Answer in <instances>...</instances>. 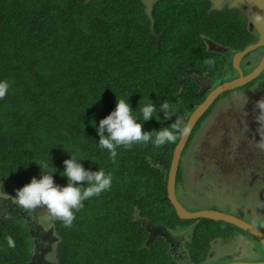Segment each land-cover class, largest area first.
I'll use <instances>...</instances> for the list:
<instances>
[{
	"label": "trees",
	"instance_id": "1",
	"mask_svg": "<svg viewBox=\"0 0 264 264\" xmlns=\"http://www.w3.org/2000/svg\"><path fill=\"white\" fill-rule=\"evenodd\" d=\"M208 4L159 0L153 10L158 39L142 0H0V81L10 84L0 100L1 190L15 196L33 177L40 179V161L48 163L44 171L56 184L66 186L61 173L71 154L86 170L103 168L113 177L110 190L84 201L72 227L53 222L59 264H176L163 237L144 245L148 231L137 217L171 229L194 221L181 219L167 197V172L179 138L162 147H118L113 162L99 147L97 128L118 98L128 100L144 131L175 122L176 116L164 120L159 113L164 101L176 106L186 124L205 97L190 75L208 66L210 75L218 72V53L208 50L206 38L237 47L251 41L237 8L225 35L218 11L208 12ZM148 101L160 121L143 122L139 107ZM198 222L188 244L196 263L213 238L230 233L212 219ZM32 253L25 220L0 221V264H30Z\"/></svg>",
	"mask_w": 264,
	"mask_h": 264
},
{
	"label": "rangeland",
	"instance_id": "2",
	"mask_svg": "<svg viewBox=\"0 0 264 264\" xmlns=\"http://www.w3.org/2000/svg\"><path fill=\"white\" fill-rule=\"evenodd\" d=\"M245 107L244 96L221 100L202 122L182 155L185 187L180 195L188 203V208L215 202L212 208L217 207L247 221L264 219V150L257 147L261 139L256 131L259 125L257 122L240 125L237 120L230 119L231 115L242 116ZM241 145L244 147L240 150ZM229 169L234 171L227 172ZM238 196L244 200L236 202ZM226 198L230 202H221ZM41 216L44 223H49L44 215ZM230 224L224 221L222 226ZM232 229L236 233L241 232L240 229ZM183 234L181 230L177 231V239L180 240ZM247 247L241 237L226 244L217 242L210 251L208 263L264 259L261 254L246 251L236 258L235 255ZM48 257L52 259L50 253Z\"/></svg>",
	"mask_w": 264,
	"mask_h": 264
},
{
	"label": "clouds",
	"instance_id": "3",
	"mask_svg": "<svg viewBox=\"0 0 264 264\" xmlns=\"http://www.w3.org/2000/svg\"><path fill=\"white\" fill-rule=\"evenodd\" d=\"M255 19L258 23L264 22V16L257 15ZM204 63L214 65L215 61L206 59ZM9 87L7 80L0 81V100L6 97ZM139 110L142 113L143 122L153 117L158 121L161 119L159 115L154 116L157 107L152 101L143 105L140 103ZM253 111L257 113L255 121L259 127L256 131L261 137L257 147L264 150V97L255 102ZM160 112L164 114V120H170L173 116L177 119L169 127L159 131H144L143 123L138 122L134 117L128 100L118 98L115 110L99 122L97 128L99 147L108 150L109 158L115 162L118 147L131 149L134 144L147 146L149 143L155 147H162L165 144L175 143L178 138L189 134L190 126L176 115L175 105L164 101L159 107ZM78 161L80 160L73 154L70 159L64 161L65 171L61 175L67 177L66 186L56 184L53 174L44 171L48 168L47 162H36L42 169V177L40 179L33 177L30 183L16 190L15 196L11 194L14 196L13 202L30 215L37 209H43L45 210L44 219L47 222L60 221L64 227H72L76 219L75 213L84 207V201L99 197L103 192L110 190L113 180L111 173H106L103 168H99L98 171L86 170ZM85 183L86 186H84ZM33 219L35 220L36 217L33 216ZM6 240L9 247H15L12 236L6 237Z\"/></svg>",
	"mask_w": 264,
	"mask_h": 264
},
{
	"label": "flooded vegetation",
	"instance_id": "4",
	"mask_svg": "<svg viewBox=\"0 0 264 264\" xmlns=\"http://www.w3.org/2000/svg\"><path fill=\"white\" fill-rule=\"evenodd\" d=\"M194 1L198 3H202V2L209 3L208 8H207L208 12L218 11L217 15L222 20V32L225 35L230 34V32L228 31L230 24H232V21L230 19L234 18L235 12H237L235 9L237 8L240 12V16L244 19L246 23V27L249 32L248 35L251 40L244 47H237V46L232 45V43L225 44L223 42H216L213 40L216 43V46L214 47L213 50H209V51L218 53L217 58L219 61V67L217 69L218 70V72L216 73L217 75L216 76L210 75L213 73L210 71L211 70L210 66L207 67L208 69L207 71H204V72L194 71L190 75L192 79L197 81V85L199 84L197 88L198 90L197 92L199 94L200 92L202 93L205 92V97H204L205 99L207 95L210 93V91L214 89L217 85L223 82H231L232 80H235L236 78L237 79L240 78L242 75L247 76L256 67H258L264 61V43L258 45L257 47L251 48L248 52L243 53L241 56L238 55L239 52L245 50L250 44L257 43L260 39V33L255 28V26L252 25L255 15L257 13L256 9L254 8L244 9L243 8L244 6H241V8L244 10L242 11L241 8L232 7L229 5V2H224V1L222 3V7L220 9H217V8H213L214 5H213L212 0H194ZM234 31H235V28L233 29V32ZM239 42H240V36L238 37V41L234 43L236 44ZM236 62L238 66L235 65ZM191 69H194V68H191ZM263 87H264V67L260 71V73H258V75L255 76L253 79L241 84L240 86L229 88L221 92L215 98L213 103L205 110V112L200 116V118L194 124L191 130V134L189 135V138L187 139V142L182 151L181 158L184 152L186 151L189 143L191 142L195 132L200 128L202 122L205 121V119L212 112V109L223 99H232L236 95L244 96L245 105H246L244 109L245 113L242 116L231 115L230 119L237 120L240 123V125H245V124H250V123L253 125V123L256 122L255 116L257 115V113L253 111L254 105H255V102L260 100L262 96L264 95ZM204 99L201 102H203ZM229 111L230 110H227L228 114H230ZM243 147L244 146L241 145L240 150ZM226 171L230 172V171H234V169H229ZM168 172H169V169H168ZM237 184L238 183H236L235 185ZM175 185L177 189L176 190L177 197L179 198L181 203L185 205V207H187L188 203L186 201L184 202V200L181 198V195H180V193L183 190V187H185V183L183 181L182 169H181V159H180L177 175L175 177ZM3 198L4 197L0 193V219H4L6 217H19V216L22 217L25 220L28 228L30 229V232L33 231V235H32L33 247L35 248L36 246L37 248L36 249L37 256L34 258V263L40 264L38 258H41L42 264H47L48 260L46 259V257L40 256V253L42 252V248L45 247L44 246L45 243H43V240H44V236L46 235V232H44V230L42 229V224L37 221V214H38L37 210L30 215L28 212L20 209L16 204H13L10 200L6 198L3 199ZM218 200L219 199H216L215 201H218ZM241 200H244V199L241 196H238L236 202H239ZM223 201L230 202L228 198H226L225 200H222L221 202ZM216 203H220V202H216ZM215 205H216L215 202H212L210 204H202L200 207L197 205L195 207H192L191 209L192 210H201V209L218 210L219 208L217 207L212 208ZM195 208H200V209H195ZM33 216L36 217L35 220L33 219ZM202 218H205V217L186 219V220H194V221L193 222L186 221L185 223H181L179 226H177L176 227L177 229H173L174 231L181 230L183 233H185L182 235V237H180V240L175 239L173 245L166 242L168 244L167 253L171 255L172 260L176 264H214V263H208L209 256H211L210 251L212 247L214 246V244L217 242H224L225 244L230 243L240 237L244 240V246L247 245L248 247L246 250L243 249L240 253L235 255L236 258L243 256L245 254L244 251L255 252L257 254H261L262 256H264V244L261 241H259L257 238H255L254 235H252L251 233L233 224L226 226V227L222 226L221 220L212 219L216 221L217 227H221L223 231L226 229H230V233L225 234L226 235L225 237L219 236V237L213 238L209 244V247L207 249L208 251L205 254L204 258L199 263H196V261L192 259L188 244L194 235L195 229L197 228V222L198 221L200 222ZM207 219H210V218H207ZM263 220L264 219H262L261 221V220H256L255 218H253L252 220H249L248 222L253 224L257 228H259L264 233V221ZM231 226L237 227V229H240L241 232L236 233V231L233 230ZM237 261L245 262L241 260H237ZM229 262H234V261H229ZM223 263H228V262H223Z\"/></svg>",
	"mask_w": 264,
	"mask_h": 264
},
{
	"label": "water",
	"instance_id": "5",
	"mask_svg": "<svg viewBox=\"0 0 264 264\" xmlns=\"http://www.w3.org/2000/svg\"><path fill=\"white\" fill-rule=\"evenodd\" d=\"M229 2V5L232 7H238L241 8V6H244L243 8H254L256 9V15L264 16V0H212L214 7L220 9L222 7V3ZM142 2L145 5V12L150 20V29L158 39H160V35L155 32V18L153 15L154 5L158 2V0H142ZM242 9V8H241ZM242 11H244L242 9ZM255 28L260 33V39L257 43L250 44L245 50L238 53L239 56H241L243 53L248 52L251 48L257 47L260 44L264 43V22H256V19L254 18L253 24ZM253 27V26H252ZM206 44L208 50H213L216 46V43L211 38H206ZM236 66H238L237 62L235 63ZM264 67V61L256 67L252 72H250L247 76H241L240 78H236L235 80H232L231 82H223L219 85H217L214 89L210 91V93L207 95V97L204 99L203 102H201L199 105L195 106L190 115L187 117L186 124L190 126V132L187 136L179 138L178 142L175 145L171 164L169 167V172L167 174V181H166V188H167V197L171 201L172 205L174 206L177 215L182 219H193V218H210L214 220H221L228 223H231L239 228H242L243 230L251 233L254 235L255 238H257L259 241H261L264 244V233L254 226L253 224L249 223L248 221L234 215L231 213H226L218 210H211V209H201V210H192L185 205L181 203L179 198L176 194V185H175V177L177 175L181 154L184 149V146L187 142V139L189 138V135L191 134V130L196 123V121L200 118V116L205 112V110L213 103L215 98L223 91L234 88L236 86H240L241 84L253 79L255 76L260 73V71ZM1 187V186H0ZM0 193L2 196L8 200H10L13 204L14 196L11 194H6L1 191ZM43 209H37V221L42 224V229L44 232H46V235L44 236L43 243H45V247L42 248V252L40 253L41 257H46L48 260L47 264H59L57 259V252L56 247L57 243L59 241V236L56 232L54 223H44L43 216L44 215ZM138 220L141 221L143 227H145L148 231V237L146 239V242H144V245H149V243L157 236H162L165 238L167 243H170L173 245L174 240L177 239V231H174L173 229L165 226L164 224L154 223L150 218L146 216H138ZM2 221V219H0ZM31 235H33V231L30 232ZM47 236V238H46ZM49 238V239H48ZM179 240V238L177 239ZM34 248V247H33ZM36 246L33 249V253L30 259V264L34 263V258L37 256V250ZM49 253L51 254V258L48 257ZM40 264H42L41 258H38ZM214 264H264V260L261 261H245V262H228V263H214Z\"/></svg>",
	"mask_w": 264,
	"mask_h": 264
},
{
	"label": "bare ground",
	"instance_id": "6",
	"mask_svg": "<svg viewBox=\"0 0 264 264\" xmlns=\"http://www.w3.org/2000/svg\"><path fill=\"white\" fill-rule=\"evenodd\" d=\"M225 47V46H224ZM177 190V189H176ZM40 237V236H39ZM39 243V242H38Z\"/></svg>",
	"mask_w": 264,
	"mask_h": 264
}]
</instances>
